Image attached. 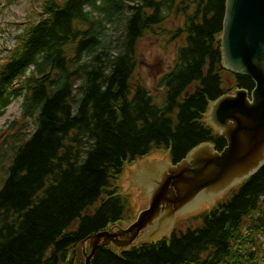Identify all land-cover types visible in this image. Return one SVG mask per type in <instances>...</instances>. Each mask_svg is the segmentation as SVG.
I'll return each mask as SVG.
<instances>
[{
  "label": "trees",
  "instance_id": "16d2710c",
  "mask_svg": "<svg viewBox=\"0 0 264 264\" xmlns=\"http://www.w3.org/2000/svg\"><path fill=\"white\" fill-rule=\"evenodd\" d=\"M225 5L39 0V19L0 60V117L22 99L0 135V264H83L81 241L134 219L117 183L126 165L226 146L206 122L209 104L254 83L222 66ZM147 37L180 44L156 83L159 105L136 76ZM186 223L121 254L99 246L90 264L264 263V165Z\"/></svg>",
  "mask_w": 264,
  "mask_h": 264
},
{
  "label": "water",
  "instance_id": "95a60500",
  "mask_svg": "<svg viewBox=\"0 0 264 264\" xmlns=\"http://www.w3.org/2000/svg\"><path fill=\"white\" fill-rule=\"evenodd\" d=\"M221 52L223 68L254 83L250 92L236 89L209 105L206 122L226 146L217 152L204 143L173 166L153 160L128 169V193L137 189L148 207L127 227L113 225L81 241L77 251L83 264H90L99 246L116 247L121 254L168 236L175 217L211 207L264 165V0H226Z\"/></svg>",
  "mask_w": 264,
  "mask_h": 264
},
{
  "label": "rangeland",
  "instance_id": "374dc122",
  "mask_svg": "<svg viewBox=\"0 0 264 264\" xmlns=\"http://www.w3.org/2000/svg\"><path fill=\"white\" fill-rule=\"evenodd\" d=\"M40 11L39 0L38 2L37 0H0V60L4 58L6 51L13 46L15 35L23 29L24 25L32 20L39 19ZM179 45V43L166 44L165 39L161 40L151 37L145 38L139 44L136 76L144 81L145 86L158 105L161 104L162 90L158 91L156 89V83L161 76L172 68L176 49ZM21 105L22 99L14 100L4 111L3 115L0 117V135L5 132L7 126H9L12 121L21 117ZM153 160L155 162L164 161L169 163L167 154L162 151L154 153L147 157V159L138 160L133 165L125 166L124 172L117 182L120 192L129 194L132 197L131 210L134 212L133 216L135 219L137 214L148 206V203H142V200L138 197L137 189L128 193L131 190V183L129 182L130 172L128 169L130 171H135L139 164H145ZM224 196L225 195H223V197ZM207 208V206H204L201 211ZM191 215L184 218L175 217V230L185 231L190 227V225L186 223V220ZM189 223L195 225V222ZM127 224L128 222L123 224L122 227H125Z\"/></svg>",
  "mask_w": 264,
  "mask_h": 264
}]
</instances>
